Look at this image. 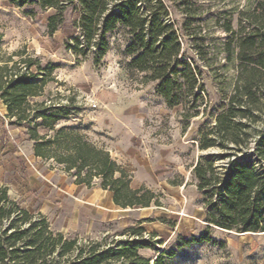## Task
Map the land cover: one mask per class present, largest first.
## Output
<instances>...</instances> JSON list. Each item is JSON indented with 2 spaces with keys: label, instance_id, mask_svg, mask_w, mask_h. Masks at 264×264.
<instances>
[{
  "label": "trees",
  "instance_id": "trees-1",
  "mask_svg": "<svg viewBox=\"0 0 264 264\" xmlns=\"http://www.w3.org/2000/svg\"><path fill=\"white\" fill-rule=\"evenodd\" d=\"M2 1L29 16L49 10V35L64 29L73 16L63 47L94 64L106 55L110 34L121 30L126 67L143 74L168 108L181 107L184 121L197 118L199 149L215 152L198 156L191 170L204 229L178 235L152 263L138 253L151 246L141 237L142 228L126 227L133 238L82 241L53 229L45 215L22 207L0 186V264H165L164 258L192 244L224 246L211 235L213 230L264 233V0L242 11L235 26L230 20L223 25L219 70L231 67L234 74L230 90L220 96L214 82L223 73L209 63L204 37L190 31V24L201 20L195 0ZM176 10L184 14L181 25L168 20ZM198 58L205 59V69ZM33 70L42 71L40 80ZM50 78V70L41 68L37 58L0 60V101L9 123L23 128L31 141L33 157L60 166L76 185L110 192L118 207L159 205L153 191L131 186V175L106 149L74 125L59 124L77 110L73 98L60 103L43 97Z\"/></svg>",
  "mask_w": 264,
  "mask_h": 264
},
{
  "label": "rangeland",
  "instance_id": "rangeland-1",
  "mask_svg": "<svg viewBox=\"0 0 264 264\" xmlns=\"http://www.w3.org/2000/svg\"><path fill=\"white\" fill-rule=\"evenodd\" d=\"M254 1L195 0L201 20L191 23L190 31L204 37L206 57L212 58L209 63L223 73L214 82L218 96L230 90L234 74L231 67L219 70L226 35L223 25L230 20L235 26L238 15ZM48 14L49 10H36L29 16L0 0V60L37 58L41 68L50 70L43 97L60 103L74 99L77 112L59 124L74 125L87 140L106 149L131 175V186L153 191L159 205L124 209L112 202L110 192L74 184L60 166L33 157L31 141L23 128L9 123L1 101L0 186L22 207L45 215L53 229L82 241L104 236L107 242L133 238L125 233L126 227L142 228L141 237L151 246L138 253L152 263L178 235L204 229L191 170L198 156L215 151L199 149L197 118L184 121L181 107L168 108L153 84L143 81V74L126 67L129 58L121 30L110 34L106 55L94 64L63 47L74 17H68L64 29L49 35ZM168 20L181 25L185 17L176 10ZM198 59L197 64L205 69V59ZM33 71L40 80L42 71ZM211 235L224 246L192 244L164 258L165 264H264V233L235 235L213 230Z\"/></svg>",
  "mask_w": 264,
  "mask_h": 264
}]
</instances>
